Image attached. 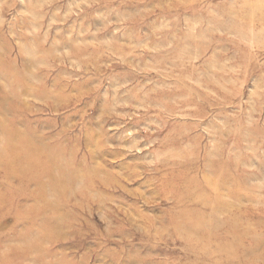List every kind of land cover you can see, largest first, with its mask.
<instances>
[{"label":"rangeland","instance_id":"1","mask_svg":"<svg viewBox=\"0 0 264 264\" xmlns=\"http://www.w3.org/2000/svg\"><path fill=\"white\" fill-rule=\"evenodd\" d=\"M0 264H264V0H0Z\"/></svg>","mask_w":264,"mask_h":264},{"label":"bare ground","instance_id":"2","mask_svg":"<svg viewBox=\"0 0 264 264\" xmlns=\"http://www.w3.org/2000/svg\"><path fill=\"white\" fill-rule=\"evenodd\" d=\"M190 221V220H189Z\"/></svg>","mask_w":264,"mask_h":264}]
</instances>
